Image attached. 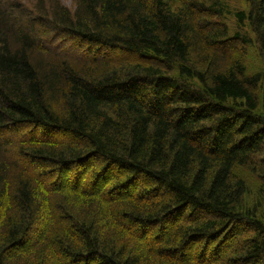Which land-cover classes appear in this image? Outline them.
<instances>
[{
  "label": "trees",
  "instance_id": "1",
  "mask_svg": "<svg viewBox=\"0 0 264 264\" xmlns=\"http://www.w3.org/2000/svg\"><path fill=\"white\" fill-rule=\"evenodd\" d=\"M74 2L0 0V264H264V0Z\"/></svg>",
  "mask_w": 264,
  "mask_h": 264
},
{
  "label": "rangeland",
  "instance_id": "2",
  "mask_svg": "<svg viewBox=\"0 0 264 264\" xmlns=\"http://www.w3.org/2000/svg\"><path fill=\"white\" fill-rule=\"evenodd\" d=\"M26 4V8L30 9L36 4L37 0H19ZM64 5L69 8H74L75 2L74 0H60ZM227 4L229 5L230 10L233 15L226 18V20H222L223 24L229 26L231 31L238 30V21L235 15V12L245 11L248 13L249 6L246 0H227ZM244 31L247 32L248 38L250 39V44L246 45L243 48L242 56L244 57L245 63L248 67L249 72H261L264 74V55L259 50V44L257 42L256 36L252 31L250 24L245 22ZM238 174L240 177L244 178L247 182L249 188V204L252 205L255 202V198L258 195V189L261 185V181L258 176L251 172V170H239Z\"/></svg>",
  "mask_w": 264,
  "mask_h": 264
}]
</instances>
